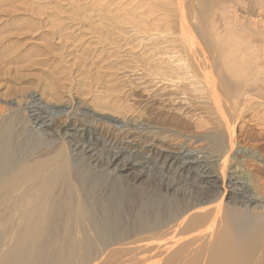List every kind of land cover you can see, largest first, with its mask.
Masks as SVG:
<instances>
[{
  "label": "bare ground",
  "instance_id": "6f19581e",
  "mask_svg": "<svg viewBox=\"0 0 264 264\" xmlns=\"http://www.w3.org/2000/svg\"><path fill=\"white\" fill-rule=\"evenodd\" d=\"M144 1L147 3V0ZM155 2L158 6L154 4L145 13L149 17L153 16L152 10L159 8L160 3L166 4L167 7H162L161 11L159 9L163 4L158 9L162 16L160 18L158 15L156 20L174 23L173 27L168 25L171 26L169 30L173 36L167 38L172 40L167 41L170 42L167 54L172 55L169 59L176 64V70L181 72L178 75L184 76L179 78V84L187 87L185 91L190 88L189 93L181 95L177 92L167 93L168 100L177 104L184 102L186 109H207L213 113L211 116L214 115L216 123L205 131L186 134L174 117L176 109H169V106L163 104L154 108L156 99L150 100L148 106L151 104V109L144 116L135 118L129 114L123 115L126 112L120 113L118 105L111 101L100 104L95 102V108L93 102L92 107L85 98L77 96H69L56 104L55 101L31 94L24 104L16 105L15 108L25 118L23 123L25 128L29 127L28 136L41 139L37 146L34 145V150L43 146L57 148L45 153L47 159L44 156L39 160H36L37 157L33 160L18 157L15 161L16 158L13 160L10 155L8 139L11 124L6 118L0 120V264H264V197L259 193L263 186H260L259 174L264 173V154L261 150L251 148V145H240L241 142L234 136L236 124L244 117L246 110L257 106L262 100L258 102L250 94L259 91L261 84H257L255 79L257 75L263 74L260 61L262 63L264 60V28H260V32L254 29L251 39L242 35L247 28L243 23L238 25L227 18V13L233 9H244L243 12L249 15L264 12V0ZM174 3L177 4L176 8L173 7ZM166 13H173L177 23L169 21L170 17ZM138 19L140 23L142 20ZM143 29L144 32L138 29L140 34L149 33L146 27ZM257 37L258 40L254 39ZM248 68L253 70L249 71ZM225 72L228 77H225ZM153 75L160 76L164 85L168 83H165L166 74L163 71L153 72ZM247 76L249 78L246 80ZM170 80L168 85L173 84ZM205 93L208 95L206 102L205 99L200 101L195 98L197 94ZM258 97L264 99V93ZM154 98L159 99V96ZM98 122H105L117 133H128L133 137L152 136L153 139L165 140L172 135H179L184 139L204 142V145H199L200 149L195 150L188 145H175L176 148L163 145L159 147V152L150 150V155L143 158L163 174L181 175L185 183L182 184L195 189L198 197L194 198L190 192L182 195L178 183L169 184L170 181L166 180L169 181L167 184L163 177L161 183L159 181L160 190L153 196L159 194L160 199L174 197L185 200L180 203L182 207H172L176 210L170 216V207L168 213L164 214L163 211L167 215L164 221V217L161 221V218L156 217L159 221L154 218L155 222H149V218L145 220L148 222L137 226L135 224L140 221H134L133 228L124 229L125 221H121L124 218L117 214L118 217H111L108 208L99 219L95 206L86 203L82 194L83 160L97 173L104 172L114 182L121 181L132 186V190L141 189L144 181L152 175L139 170V160H124L121 153L125 147L121 150L123 152L109 155L106 163L97 157L100 150L112 153L118 147V140L98 134L95 127ZM134 141L129 140L126 144L136 147ZM149 147L147 145L141 149ZM141 151L137 152L143 154ZM239 154H243L246 160L258 162L259 169H246ZM33 155L36 154L32 152L30 156ZM104 164L106 169H102Z\"/></svg>",
  "mask_w": 264,
  "mask_h": 264
},
{
  "label": "rangeland",
  "instance_id": "374dc122",
  "mask_svg": "<svg viewBox=\"0 0 264 264\" xmlns=\"http://www.w3.org/2000/svg\"><path fill=\"white\" fill-rule=\"evenodd\" d=\"M154 4L158 6L155 0H147V3L144 0H0V120L6 118L9 125L11 124L10 138L8 139H10L9 142L11 145V149L9 148L11 154L10 152L9 154L13 157V160L16 158V161L18 157L20 159L22 157H28L31 160H33L34 157H37L36 160H39L42 156L45 157H43L44 159H47L45 153L51 151V149L53 150L57 148L49 149L44 148L43 146L46 151H44L42 147L38 148L41 152L38 149H36L37 151L34 150V145L37 146L41 139L30 135V132L29 135L31 137L28 136L29 127H24L23 121L25 118L22 114L18 113V110L16 109V105L24 104L31 94L39 95V97H43L47 101H55L56 104L65 101L69 96L85 98L91 106L93 103L95 104V102L96 104L97 102L100 104L101 102L106 101L108 103L111 101V103L115 102V104L118 105L120 113L126 112L125 114H122H129L131 117L135 118L140 115L144 116L143 114H146L147 110L151 109V104L148 106L150 100L156 99V107L154 108L161 107L163 104L167 107L169 106V109H176L174 117L179 125H181L179 126L181 127V130H183L184 133L187 132L186 134L191 132H201L204 129L206 130L208 127H211V125L214 126L216 122L214 120V115L211 116L213 114L211 111L207 109L204 110L201 107L196 108L197 106L195 107L196 109H186L187 106H185L184 102L181 104L178 102L177 104L175 101H169V97L166 96L167 93L174 94V92H177L178 94L180 93V95L186 92L189 93L190 88L185 91L186 86L179 84V78H183L184 76H181V74L178 75L181 72L176 70V64L170 60L172 55L169 56L167 54L170 42L172 41L171 38L169 40L167 38L173 36V32L169 29L172 24L174 26V23L167 24L166 21L163 20L165 15H163L162 22L156 20L159 17L161 18L162 15L159 12L162 7H167L166 4H159L160 6L162 5L161 8L159 6L160 9L158 7L156 9L159 14L156 13V10H152L154 11V15L150 17L148 13H145V11H149ZM173 7L176 8L177 4L174 3ZM243 10L244 9L241 11L233 9L230 13H227V18L238 25L239 23L241 25L243 23V25L247 27L244 28L248 32L244 30L245 34L242 35L251 37L255 30L260 32V28H264L262 26V23L264 24V19H262L264 18V12L261 11V13L259 11L254 15H249L244 13ZM143 13H145V15ZM167 14L170 17L169 21L177 23L178 20L173 13H170L173 17L170 16L169 13H166V15ZM158 15L159 17H157ZM135 17L137 19L139 18L138 21L142 20L140 22L142 25L137 22ZM159 22L161 24H159ZM130 23L132 24V27ZM156 23L159 26L162 25V27H164L159 28ZM170 24L171 26H168ZM249 24H251V26ZM153 25L159 29L157 30ZM230 26L232 27V25ZM144 27L149 30V33H152H143L144 35H142V33L140 34L138 29L140 28L142 29V32H144ZM132 28H134V30ZM151 28L153 29L150 30ZM251 28L252 30L250 32L249 30ZM135 30L137 33L139 32L138 35L135 33ZM164 30L168 32H165ZM164 33L166 35H164ZM246 33H248V35ZM249 33H252V35H249ZM258 37L254 39L258 40L260 38ZM259 40H261V38ZM167 41L170 42L168 43ZM164 48L166 49L163 50ZM157 49H159V51ZM255 62L256 61H254V63ZM260 64V68H263L262 72L264 74V60L262 63L260 61ZM150 67L152 71L154 69V73H157V71L161 73L163 71V73L167 75V77L166 75L164 76V79L166 80L165 83H168L164 85V81L160 76L156 77L153 75L152 71H148L151 70ZM248 70L251 71L253 69L248 68ZM249 71L247 73H249ZM225 74V77H228L227 72H225ZM263 74L257 75V78L255 79L257 84H260V82L262 84L259 85V91L255 92V90L253 91V94H250L251 97H255L256 101L258 100V102H260L259 100H262L257 106H254L250 110H246L248 113L246 112L244 117L236 124L234 136L241 142L240 145H245L246 147L251 145V148L261 150L264 154V124H262V122L264 123V102H262L264 99L263 97H258L259 94L264 93V91H262L264 90ZM157 78H161L162 80H158ZM248 78L249 77L247 76L246 80ZM170 79L173 84L171 83L168 85ZM160 80L163 82L161 83ZM179 87L181 90L178 89ZM153 96H159V99L154 98ZM148 97L151 98L149 99ZM163 97H166V100ZM207 97L208 95L205 93L201 95L197 94L195 98H199L200 101L205 99L206 102V99H208ZM166 101L167 104H165ZM169 102L172 106H170ZM94 104L93 106L96 108V104ZM11 108L14 109L11 110ZM97 109L102 111L100 108ZM108 126L109 124L105 122H98L95 124L98 134L102 137L105 136L104 138L107 139L118 140V150L116 148L112 153H106L102 152L104 150H100L98 153V155H100L97 157H100L102 161H105L104 163H106L107 159L110 158L112 154L117 152L121 153L125 150L121 153L124 160L129 162L139 160L138 163L141 165L139 170L150 172L152 177L150 176V179L144 181L141 189L138 188V190H132V186L121 181L114 182V179L106 176L104 172L97 173V170L94 171L89 168L88 163L83 160L82 194L84 195L85 200H87L86 203H91V205L95 206L94 208L99 219L101 218V213L109 209L108 211L111 217H118L121 215L120 217L124 218L122 220L119 217L122 223L125 221V226L122 224L124 229L126 227L127 229L133 228L135 224L134 221H140L139 223H136L135 226H137V224L141 225L142 222H150L152 220V222H155L158 218H161V221L163 217L164 221L167 218V215L164 214L169 209L168 207H170V209L168 210L169 213H167L168 215H171L176 210H173V208H178V206L182 207L180 203L182 204V201L185 200L177 198L178 201H176L177 199L174 197L173 199L168 198L169 200L165 197L162 199L161 197V200L159 194L153 196L154 193L157 194L158 190H160L161 186L159 184L163 177L166 178L164 179L165 183H169V181V184L175 182L178 183L181 187L180 193L182 195L190 192L194 198L198 197L197 192L194 191L195 189L184 185V179L181 178V175L163 174L161 171L155 169L152 163L143 158L150 155V150L153 152H159V147L163 145L166 147L188 145L189 147H193L192 150H195L200 149V146L204 145V142L200 143L194 139H184L178 137L179 135H176L177 137L172 135L165 138V140L153 139L152 136H144L141 138L139 135H134L133 137L131 134L127 135L128 133H117L114 128ZM2 127L3 126H1V128ZM244 139L245 142L242 143ZM129 140H135L136 147L127 145L126 143ZM143 144L145 146L150 145V147L143 150L141 149L145 147ZM196 146L197 148H195ZM123 148L124 150L121 151ZM137 151H141L143 154H140ZM32 152L36 155L30 156V154L32 155ZM23 154L26 156H23ZM243 157V154H239V158H242L241 160L244 161L243 166L246 169L249 168L248 170L250 171L259 169L260 164L258 162L254 160H246ZM105 165L106 164L103 165L102 169H106ZM152 168L155 169V171H153ZM259 176V179L261 178L260 186L263 185L259 193L260 196L264 197V173H260ZM180 179L182 180L181 182ZM166 180L169 181L166 182ZM182 182L184 184H182ZM149 191V195H146ZM163 200H168L167 202L170 203L168 204ZM149 203L152 204L149 205ZM162 214L164 216H162ZM154 218L156 220H154ZM143 219L144 221H142ZM130 225L132 227H130Z\"/></svg>",
  "mask_w": 264,
  "mask_h": 264
}]
</instances>
